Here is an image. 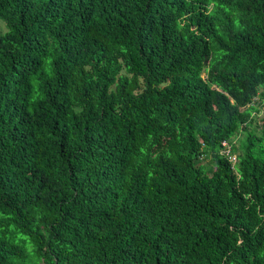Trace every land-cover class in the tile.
I'll return each instance as SVG.
<instances>
[{
	"label": "trees",
	"instance_id": "trees-1",
	"mask_svg": "<svg viewBox=\"0 0 264 264\" xmlns=\"http://www.w3.org/2000/svg\"><path fill=\"white\" fill-rule=\"evenodd\" d=\"M0 22V264H264V0Z\"/></svg>",
	"mask_w": 264,
	"mask_h": 264
},
{
	"label": "rangeland",
	"instance_id": "rangeland-1",
	"mask_svg": "<svg viewBox=\"0 0 264 264\" xmlns=\"http://www.w3.org/2000/svg\"><path fill=\"white\" fill-rule=\"evenodd\" d=\"M0 30H3V25L0 22ZM258 110L255 112V117L258 119L262 116V112H263V108L262 107H257ZM240 136V134L237 135L236 138H238ZM200 161L204 164H206L207 166L209 165V158L207 156H203L201 157Z\"/></svg>",
	"mask_w": 264,
	"mask_h": 264
},
{
	"label": "built area",
	"instance_id": "built-area-1",
	"mask_svg": "<svg viewBox=\"0 0 264 264\" xmlns=\"http://www.w3.org/2000/svg\"><path fill=\"white\" fill-rule=\"evenodd\" d=\"M222 148L220 149V152H222L224 155L227 156V158L234 162V155L230 153L229 146L226 141H221Z\"/></svg>",
	"mask_w": 264,
	"mask_h": 264
}]
</instances>
